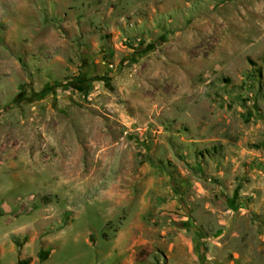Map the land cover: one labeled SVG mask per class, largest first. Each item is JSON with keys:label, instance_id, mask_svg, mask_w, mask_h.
<instances>
[{"label": "rangeland", "instance_id": "rangeland-1", "mask_svg": "<svg viewBox=\"0 0 264 264\" xmlns=\"http://www.w3.org/2000/svg\"><path fill=\"white\" fill-rule=\"evenodd\" d=\"M0 264H264V0H0Z\"/></svg>", "mask_w": 264, "mask_h": 264}]
</instances>
